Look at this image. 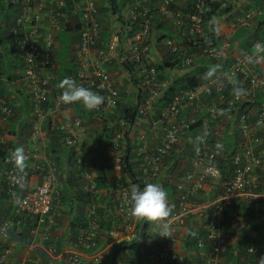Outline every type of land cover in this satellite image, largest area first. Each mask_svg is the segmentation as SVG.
<instances>
[{"label":"built area","instance_id":"built-area-1","mask_svg":"<svg viewBox=\"0 0 264 264\" xmlns=\"http://www.w3.org/2000/svg\"><path fill=\"white\" fill-rule=\"evenodd\" d=\"M72 1L74 7L70 12L67 0H23V12L17 19L14 37L23 56L24 76L32 97V113L36 120L33 137L37 139L42 124L50 113L68 110L71 106L59 102L58 97L63 91L61 89L52 98L51 107L48 110L44 108L52 81L58 75L53 59L57 50V37L63 27L72 28L76 25L80 33L74 60L77 69L68 77L77 85L94 92L105 93L104 103L92 110L94 119L99 120L100 113L113 112L120 100V90L109 70L115 62L124 66L131 81H137L139 85H135L137 101L130 103L131 107H128L135 110V122L130 124L126 119H120L119 130L113 137V150L110 155L116 184L113 188L108 185L104 196L106 202L99 203L104 189H98L95 174L88 171L84 173L87 182L84 191L90 196L86 207L87 228L80 231L77 242H73L74 252L64 255L62 263L86 264L79 253L82 249L95 247L99 238L105 242V247H100L94 255V261L98 263L108 255L115 242H132L138 236L142 237L145 225H148L149 234L151 222L136 220L129 214L131 188L133 185L143 187L147 183H156L164 188L168 177L173 176L169 174L172 168L167 163V157L174 151V145L184 133V128H189L185 124L177 126L176 120L181 110L200 103L202 96H211L216 92L221 95L217 100L220 111L213 110L212 119L203 123L205 136L198 139L199 146L191 160V170L182 178L178 176L174 182L176 195L174 199H167L171 209L170 215L161 224L158 241L155 242L157 246L163 247V250L150 254V261L147 264L165 262L186 264L185 257L171 251V248L177 241L176 234L188 230L206 231V237L199 240V249L206 256L205 264H226L224 259L229 250L230 232L245 233V220L240 216L233 219L229 230L224 229L226 208L244 202L262 205L264 209V103L255 104L258 92L263 94L264 99V51H257L256 54L237 53L227 70L218 73L216 77L195 89L176 95L163 114L162 122L165 120L171 122V128L166 131L167 138L160 146L152 145L148 142L149 139L147 140L148 130L152 129L150 133L152 131L154 134L160 132V127L155 122L151 125L149 117L158 97V90L162 87V83L157 80V65L148 62L151 57V39L155 38L154 11L146 6V0H130L125 13H115L118 25L110 33L114 34L112 39L105 43L102 41L104 29L99 1ZM154 1L156 11L163 19L175 16L177 27L181 30L188 28L191 37L204 34L209 0H196L193 9L186 16L173 12L175 0ZM232 1L234 0H227ZM261 14L260 10L251 11L238 17L232 27L233 29L253 27L255 18ZM134 24L139 26L136 32L134 31L137 27H133ZM179 43L174 39L167 42L170 51L174 53L179 52ZM257 45H264V39L255 42L256 50ZM230 52L231 44L226 40L219 47L205 48L202 56L217 61L218 64L225 63ZM193 61L191 57L185 59L187 65H191ZM226 89L231 92L228 97L223 95ZM250 103L255 106L242 109ZM14 115V106L0 93V123L7 124ZM220 115L226 116L239 132L238 142L232 148L236 149V152L228 151L230 153L226 156L222 155L225 149L221 141L217 140L221 136L219 131L221 126L211 124L216 122ZM111 126L113 124H110ZM57 130L63 133L65 146L72 150L73 161L85 171L90 165L89 158L92 154L85 141L87 128L84 121L79 117L68 119L61 123ZM128 132L131 137L129 146L126 144ZM140 132L143 134L140 135ZM220 157L226 159V164L232 167L233 171L229 173V179L223 186L222 196L209 206L199 205L193 201L197 193L206 190V184L210 180L215 182L220 178L218 169ZM26 159H29L28 155ZM128 164L129 167L124 172ZM33 169L43 176L42 183L34 190L25 191L21 198L16 188L27 183L30 172L16 162L5 171L10 200L16 202L18 207L13 220L0 225V242L4 240L7 244L10 232L22 225L20 218L22 215L36 221L33 233H37L40 224H45L48 230L55 225L54 206L58 169L53 163L45 162L35 163ZM196 214L197 218L194 219ZM112 217L117 221L110 232L113 240L112 243H106L105 236L102 237V222L112 221ZM188 222H192L193 227L189 226ZM165 224L169 232L164 234L170 236H160ZM260 238L262 244L259 246L251 244L248 253L258 255L259 259L264 261V237ZM15 246L14 242L7 246L0 245V264L9 263ZM239 251L240 248L237 246L234 252Z\"/></svg>","mask_w":264,"mask_h":264},{"label":"crops","instance_id":"crops-1","mask_svg":"<svg viewBox=\"0 0 264 264\" xmlns=\"http://www.w3.org/2000/svg\"><path fill=\"white\" fill-rule=\"evenodd\" d=\"M100 8L102 11V21L104 29L103 42L107 43L112 39V30L117 27V14L113 11L115 9L121 10L125 13L129 0H98ZM216 0H211L214 2ZM22 0H0V92L4 98L9 101L15 109V116L12 121L8 124L0 123V224L12 219L13 209L10 205L9 199L5 198L2 188L5 185V171L9 166V163L13 158V154L17 148L23 149V160L19 161L21 166L24 168L32 167L34 162H45L54 163L53 159L60 158L61 165H59L58 170V186L61 188L65 182H68L70 178H73V169L70 165L68 157L71 152L68 151L67 155L60 154L59 151L55 150L53 154L52 141L50 140V135L48 134V129L46 127V122L51 118V124L54 129H58V126L64 121L72 118L81 117L84 113V108L78 107L75 104H71L68 110H64L59 113H50L47 116L46 121L42 125V129L38 134L37 139L33 138V126H34V116L32 109V97L30 95V87L24 76V60L23 56L18 50L17 40L14 37V31L17 28V19L21 13ZM146 6L150 7L154 11V22L153 35L159 37L160 35L169 34L172 35L173 39L180 41L182 44L185 39V34L177 27V19L175 16L163 19L159 13L156 11V3L154 0H146ZM195 0H175L173 5L174 13H182L183 15H188L193 9ZM228 6H231V10L223 12V5L219 7V11L214 13L210 19V26L217 29V32L221 36L220 42L228 40L232 43L231 52L229 53L226 62H218V64L212 66L211 63L206 60L199 59L197 61L198 66L188 67L179 66L175 71L170 73V81L163 83V87H167L172 84L175 80L181 78L183 75L189 72H203L202 69H206L207 66L210 68L224 71L227 70L229 65L234 60L233 56H236L240 51H250L253 50L251 47V34H258L264 29V0H234L228 2ZM250 10H262V14L256 17L255 24L248 33L244 36L240 35L239 38L235 39L240 31H234L232 29V23L238 17L244 16ZM210 14V13H209ZM261 26V30L257 33ZM23 31L22 29L20 30ZM260 37V33L258 34ZM155 38L151 39V60L154 63L161 62L165 56H163V47L156 44ZM262 38V37H261ZM161 39V38H160ZM235 39V40H234ZM160 47V50H159ZM186 50L185 48H183ZM71 56L67 57L66 62H70ZM72 67V66H71ZM112 71V76L117 82L120 91L126 89L125 96H122V104L127 105L128 103H134L137 100V90L135 83L131 81L126 68L119 63L115 62L110 66ZM206 71V70H205ZM55 85V84H54ZM57 85L55 89H58ZM52 94H49V96ZM50 104L49 107H51ZM84 115V114H83ZM49 125V124H48ZM90 127H87L86 133V143L90 144L93 141ZM58 131V130H57ZM143 132H140L142 135ZM151 134V133H150ZM158 133L152 134L151 137H147L150 144L155 145L158 139ZM49 150V151H48ZM26 153L30 154V159H25L24 155ZM15 160V159H14ZM17 161V160H16ZM97 161L96 156L91 155L89 162L93 163ZM55 164V163H54ZM58 168V167H57ZM102 169L101 164L93 166L92 171L95 175L100 174ZM31 177L26 183L25 191L36 189L42 182V175L31 170ZM81 183V181L79 182ZM6 187V186H5ZM108 188V186H107ZM20 194L22 195L23 188L20 189ZM106 189L101 195V199L106 195ZM60 211L59 217L56 221V225L52 230H48L45 224H40L37 233H33L36 228L35 220H26L22 226L11 233L10 239L7 244L12 242L16 243L14 253L9 260L8 264H63L64 255L74 252L75 246L71 243V223L76 218V212L70 210L69 208H63ZM258 210V207H257ZM261 217H264V209ZM259 213V211L257 212ZM197 216L194 217L196 219ZM161 230V223L151 222V230L149 234L152 239L149 240L146 247L140 253V257L137 259V264H144L147 261L149 252H154L158 250L159 247L155 242H157L159 231ZM236 238H232L230 243L236 248L237 245L242 244V240L247 238L249 235L254 239L253 243L261 245L262 241L260 235H264V227H256L250 230L248 233H243V237H239L236 233ZM155 237V238H154ZM154 238V240H153ZM177 242L173 245L172 250L178 251L184 255H190V264H202L203 257L196 256L194 249H191L192 241L189 238L188 233L185 231L181 233L178 237ZM106 237L104 238V241ZM259 241V242H258ZM61 243V244H60ZM229 243V245H230ZM59 244L61 245L62 251H59ZM96 253V252H95ZM95 253H91L88 250L80 251V257L86 262V264H98L94 262ZM123 259L126 261H131L128 259L132 257L134 251L131 249L130 245H126L125 249L122 251ZM136 254V253H135ZM237 255V254H234ZM239 256V255H238ZM252 256V257H257ZM259 260V259H258ZM243 260L239 261V263ZM258 262V261H257ZM134 264V263H130ZM226 264H238L231 258L227 260ZM259 264V262H258Z\"/></svg>","mask_w":264,"mask_h":264},{"label":"trees","instance_id":"trees-1","mask_svg":"<svg viewBox=\"0 0 264 264\" xmlns=\"http://www.w3.org/2000/svg\"><path fill=\"white\" fill-rule=\"evenodd\" d=\"M196 1V0H195ZM113 2V0H112ZM226 3V7L223 8V12H228L231 10V6H228V3L226 0H216L214 2H211L209 0L208 6L206 8V19L204 23V34L198 36L197 42L199 44H196L194 48L195 54L201 53L199 50V47H218L221 42V36L215 29V27L210 26V19L211 16L214 15V13L218 12L220 9L219 7ZM73 9L72 4H69V11L71 12ZM23 11V9H22ZM114 13H120L121 10L115 9L113 11ZM210 13V14H209ZM256 21V18H255ZM129 24V22H128ZM137 27V29L134 31L139 30L138 24H134ZM261 26L259 25V29L257 30V33L259 30H261ZM241 30V31H240ZM240 35L244 36L245 33H248L246 29H240ZM261 37L264 39V29H262L261 32H259ZM258 33V34H259ZM258 34L255 38L260 37ZM172 35L169 34L168 37L166 35L163 36V39L158 40L159 42L165 41L168 42L172 39ZM79 40V36L77 34H72L68 30H63L59 34V45L60 50L58 51V54L56 55V62L60 65V71L57 77V80L54 82L55 87L57 85H60V82L69 75L73 74V70H71V65L67 61V57H69L70 50L73 48L74 44H77ZM194 45V43L192 44ZM201 45V46H200ZM194 57V56H193ZM184 60V54L182 52L174 53L172 51H168L164 57V59L161 62H158L157 65V80L160 81L163 85L166 81H170V73L171 71H175L179 66L181 67L183 65ZM230 66V65H229ZM200 75V74H199ZM200 79L198 78L197 73L189 72L183 75L181 78L175 80L172 84H170L167 87L160 88L158 90V97L156 98V101L154 103L153 109L150 112V121L151 123L155 122L158 123L160 127L159 136L157 139V142L155 145L160 146L163 144L165 139L167 138V129L171 128V122L169 120H165L164 123L162 122L163 114L165 113V110L168 106V104L172 101V99L176 95H181L183 91H187L190 89H194L199 83ZM139 84V83H137ZM57 91H60V87L58 86V89L54 88V94L57 93ZM1 93V92H0ZM102 96L105 95L102 92H98ZM231 93V92H230ZM229 92H224L226 96L230 95ZM261 92H258L256 97V105H261L264 103L263 94ZM52 98V95L49 96V99ZM49 101L46 102L45 106H49ZM255 104H249L248 106H243L242 109L245 110L246 108H250L252 106H255ZM74 105V104H73ZM78 107H83L82 103H75ZM242 105V104H241ZM70 106V105H69ZM125 105H122L121 102H118L117 107L113 112L110 113H100V119H94V113L92 111H89L84 108V115L82 114L81 118L84 121V124L87 127H90V132L93 138V141L90 144H87V147L91 151V154L96 156L97 161H94L93 163L89 162L90 165L87 166V169L84 171L83 169L79 168V166L76 164V162L73 161V154L72 150L68 149L64 144V135L60 131H57V129H54V127L51 124V118L47 120L46 127L48 129V134L50 135V140L52 141L53 146V154L54 151L57 150L60 152V154H65V156H68V151L71 152V155L68 157V160L70 162V165L73 169V178H70L68 182H65L64 185L60 188L59 196L57 199V204L59 206H63V208H69L70 210H73L76 212V218L71 223V242H77L78 235L81 230L87 228V219H86V207L88 205V202L90 201V196L84 191V186L87 183L86 180H84V173L85 172H91L93 166H96L101 164L102 169L100 170V174L97 176L96 181L98 184V189H106L108 185H110L112 188L116 184V177H113V164H112V157L110 155L111 151L113 150V137L116 135V132L119 130V120L120 119H126L130 124H133L135 122L136 113L134 108H128L123 107ZM192 113V107L190 106L188 109L181 110L179 117L177 118V126H181V124L188 125L189 128H184V133L178 141L175 143L174 151L167 157V163L170 168H172L169 172L171 175H176L178 172L184 173L187 169L191 168V160L194 157L195 150L199 146L198 139L205 136V131L203 127V119L200 116H206V111L204 108L199 109V115H194L192 117L190 114ZM15 116V115H14ZM208 116V115H207ZM199 117L198 121L195 122V119ZM14 117L11 118V121ZM118 121V123H117ZM223 118H219L214 125L217 124H223ZM114 123H117L116 125ZM49 124V125H48ZM110 124H113V126L110 127ZM176 124V123H175ZM231 128V127H229ZM130 132V131H129ZM126 135V144L129 146L130 141V133ZM149 136V135H148ZM239 133L236 132L235 135H227L226 139L224 140L225 145H230L232 142L237 143ZM150 137V136H149ZM228 150V149H227ZM49 151V150H48ZM236 152V149L232 150L231 153ZM56 153V151H55ZM227 153L230 152L224 151L222 154L223 156H226ZM220 164L222 167L221 175L219 179H216V189L213 190L212 194H217L219 190H223L224 184L229 179L228 171H232V168L226 164V159L224 160L222 157H220ZM53 163L56 167L61 165L60 158L53 159ZM227 165V166H226ZM129 167V164L126 165L124 168V172H126L127 168ZM183 174H180V177L182 178ZM172 180H175V178L172 179V177H168V179L165 182L164 187L166 188L167 196H169L171 199L175 197V186ZM5 181V179H4ZM81 181V183H79ZM6 184V183H5ZM25 187V184L23 185ZM19 189V187H18ZM17 190V189H16ZM3 194L6 196L5 198L9 197V190L6 189L5 185H3L2 188ZM220 191V193H221ZM19 194L21 190L18 191ZM21 195V194H20ZM1 204V203H0ZM258 207V210H257ZM227 210L224 212L225 216V230H229L232 226L233 219H236L238 216L243 217L245 220V233L250 232L251 229L256 227H264V217H261L263 214V207L262 205H257L252 203H237L233 204L231 207L226 208ZM259 211V213H257ZM24 219V218H23ZM25 220V219H24ZM116 220L112 221H103L102 222V229H103V235L107 237L106 243H112V237L110 235V232L112 231L114 227V223H116ZM148 225L144 226V231L142 232V237L138 236L137 239H135L132 242H115L110 249L106 260L102 264H123L122 263V251L125 249L126 245H130L131 249L135 250L136 252L143 250L144 247L148 244L149 240L152 239V236L147 233ZM159 235V234H158ZM189 238L192 241L191 249H199V240L204 239L206 237V231L204 230H197L192 231L189 234ZM264 237V235H260ZM141 239L139 240V238ZM155 238V237H154ZM153 238V240H154ZM254 239H252V236H248L247 238H244L241 242L243 244L242 246V253L240 256L231 254L230 258L237 262L238 264H258L259 257L257 256L252 257L248 254V249L253 243ZM61 244V243H60ZM59 244V251H62L61 245ZM1 246H7L5 244L4 240L0 242ZM257 246H259L257 244ZM100 247H105V242H103L100 238L97 242V245L93 248H90L88 252L95 253L98 251ZM142 249V250H141ZM256 256V255H254ZM206 257H203L202 264H205ZM243 260V262L239 263V261Z\"/></svg>","mask_w":264,"mask_h":264},{"label":"clouds","instance_id":"clouds-1","mask_svg":"<svg viewBox=\"0 0 264 264\" xmlns=\"http://www.w3.org/2000/svg\"><path fill=\"white\" fill-rule=\"evenodd\" d=\"M68 1V3L70 4H72V6L74 7V4H73V1L72 0H67ZM211 1V0H210ZM131 1L129 0V3H130ZM209 2V1H208ZM226 2H227V0H226ZM22 7H21V13H20V15H19V17L21 16V14H22V9L24 8V4H23V0H22ZM228 3V2H227ZM224 4H225V6H224ZM223 5V7H226L227 5H226V3H223L222 4ZM194 6V5H193ZM251 11H258V10H250L249 12H251ZM261 12H262V10H260ZM249 12H247V13H249ZM246 13V14H247ZM245 14V15H246ZM71 16H72V14H71ZM18 17V18H19ZM237 19V18H236ZM236 19L234 20V22L236 21ZM77 22V21H76ZM234 22L231 24V25H233L234 24ZM216 29V28H215ZM232 29H233V27H232ZM240 29H242V28H238V29H233L234 31H237V30H240ZM243 29H246L247 31L248 30H251L252 29V27H250V28H243ZM63 30H68V31H70L71 32V35L72 34H77L78 36H79V40H78V43L77 44H74L73 45V48L70 50V53H69V57L71 56V60H70V62H69V64L72 66L70 69L71 70H73V72H75L76 71V65H75V62H74V60H75V49H76V45H78L79 44V42H80V33H79V30H77V26L76 25H74L72 28L71 27H63L62 28V30L61 31H63ZM217 30V29H216ZM60 31V32H61ZM184 34H185V39H184V41H183V43L181 44V43H179L178 44V47H179V52L181 51L182 52V54H184V60H183V66H188V67H193V66H198V63H197V61L199 60V59H203V60H206L207 62H209V63H211V65L212 66H214V65H216L217 64V61H214V60H209V59H206V58H204L203 56H202V53H203V50L205 49V48H207L208 46H206V47H199V50L201 51V53H198L197 52V54H195V51H194V48L195 47H193V46H195L196 44H199V42H197V37L198 36H194V37H191L190 35H189V32H188V28H185V29H183V30H181ZM256 33V32H255ZM254 33V34H255ZM60 34V33H59ZM163 36L164 35H160L159 37H156L155 38V40H156V44L157 45H161V47H168V50L164 53V55L163 56H165L166 55V53L168 52V51H170V48H169V46H168V44H167V42H165V41H162V42H159L158 40H160V38L161 39H163ZM251 36V48L253 49V50H251V52L250 51H240L239 53H251V54H256V52L258 51V52H262V51H264V45H257V50H256V48L254 47V44H255V42H257V41H259V40H263V38H261V37H258V38H255V36L256 35H253V34H251L250 35ZM201 37V36H200ZM173 39V38H172ZM171 39V40H172ZM164 40V39H163ZM170 40V41H171ZM226 41V40H225ZM228 41V40H227ZM177 42H180V41H177ZM229 42V41H228ZM194 43V45H192ZM230 44H231V47H232V43L231 42H229ZM221 45V44H220ZM219 45V46H220ZM17 46H18V44H17ZM185 46H186V50H184L183 48H185ZM201 46V45H200ZM218 46V47H219ZM57 50H56V54H55V57H54V59H53V62H54V64H55V66H56V68H57V70H58V74H59V71H60V65L58 64V62H56V55L58 54V51L60 50V45H59V35H58V37H57ZM150 48H151V43H150ZM19 50V49H18ZM150 56H151V51H150ZM194 56V57H193ZM189 57H191V58H193V62H192V64L191 65H187L186 63H185V59L186 58H189ZM151 58V57H150ZM149 63H151V64H157V63H154L151 59H150V61H148ZM110 68V67H109ZM210 67L209 66H207L206 67V69L204 68V69H202L203 70V72L201 71V72H194V73H197V75H198V78L200 79V83L196 86V87H198L199 85H201V84H203V83H206L209 79H211V78H214V77H216V75L218 74V73H220V72H222V71H220V70H216L215 71V69L213 68V69H210L209 71H207V69H209ZM110 71H111V69H109ZM206 70V71H205ZM200 74V75H199ZM57 77H58V75H57ZM57 77H56V79L55 80H53L52 81V85H51V90H50V93L49 94H52V98L58 93V92H60L61 91V89H63V91H62V93H61V95L58 97V100H59V102H62L63 104H67V105H71V104H75V103H82V105H83V107L85 108V109H87V110H89V111H92V110H95V109H97L100 105H102L103 103H104V100H105V98H104V96H102L101 94H99L98 92H94V91H92V90H90V89H88V88H85V87H83V86H81V85H77L76 83H75V81L72 79V78H70V77H65L61 82H60V85H59V87H60V91H57V93H55L54 94V88H55V85H54V82L57 80ZM111 77H112V79L114 80V82L116 83V85H117V82H116V80L114 79V77L112 76V71H111ZM133 83V82H132ZM135 83V85H139V84H137L138 82L136 81V82H134ZM117 87H118V85H117ZM195 87V88H196ZM119 88V87H118ZM161 88H163V85H162V87ZM194 88V89H195ZM119 90H120V88H119ZM190 90H192V89H190ZM100 92H102L104 95H105V93L103 92V91H100ZM121 92L122 91H120V100H119V102H121V104H122V102H123V100L121 99L122 98V96H121ZM225 92H229L227 89H226V91ZM238 94H239V92H238ZM2 95V94H1ZM223 95L225 96V97H228V96H226L225 94H224V92H223ZM4 97V96H3ZM52 98H50L49 99V95H48V101L50 102L49 103V106H50V104H51V100H52ZM221 98V95L220 94H217L216 92H214L211 96H206V95H204V96H202L201 97V102L200 103H198V104H195L194 106H191L192 107V113L190 114L192 117H194V115L196 114V115H199L200 116V113H199V109L202 107V108H204L205 109V111H206V116H200V117H202V118H204L203 119V122H206V121H210L212 118H211V114H212V112H213V110H216V111H220L219 110V108H218V103H217V100L218 99H220ZM47 101V102H48ZM46 104V103H45ZM45 104H44V108L46 109V110H48V108H49V106H45ZM128 104H130V103H128ZM123 105V104H122ZM126 106V105H125ZM217 106V107H216ZM208 115V116H207ZM219 118H223V124H219L221 127L219 128V131H221L220 132V134H221V136L220 137H218L217 138V140H220L221 141V143H222V146H223V148L226 150V151H231L232 150V148L234 147V146H236V143H234V142H232L230 145H225L224 144V140L226 139V136L227 135H235L236 134V132H237V130H235V128L233 127V125L230 123V121H229V119L226 117V116H224V115H220L219 117H218V119ZM198 119H199V117L197 118V120L195 119V122L196 121H198ZM217 119V120H218ZM10 121H11V119H10ZM9 121V122H10ZM35 118H34V124H35ZM46 121V120H45ZM44 121V122H45ZM8 122V123H9ZM43 122V123H44ZM7 123V124H8ZM211 124L213 125V126H216V125H214L215 124V122L213 123V122H211ZM43 125V124H42ZM151 125H153V122L151 123ZM229 127H231V128H229ZM43 128V127H42ZM150 130H152V129H150ZM150 130H148V134H149V136L151 137L152 136V134H153V132L151 131V134H150ZM239 133V132H238ZM33 134H34V126H33ZM34 138V137H33ZM214 138V137H213ZM35 139V138H34ZM228 149V150H227ZM26 155H28L29 156V159H30V154L29 153H26L25 155H24V157H25V159H26ZM13 158L15 159H12L11 161H10V163H9V166L12 164V163H14V162H16V163H18L20 166H21V164L19 163V161H22L23 160V149H21V148H17L16 150H15V152H14V154H13ZM28 159V160H29ZM220 159V158H219ZM17 160V161H16ZM219 162H220V160H219ZM35 163H39L38 161L37 162H34V163H32V167H31V169L30 168H24L23 166H21L22 168H24V169H27L29 172L31 171V170H33L34 171V169H33V166H34V164ZM8 166V167H9ZM227 166V165H226ZM230 168V167H229ZM232 168V167H231ZM58 169V168H57ZM218 169H219V171H220V175H221V171L223 170L222 169V167H221V164L219 163V166H218ZM191 170V168H189V169H187L186 171H184V173H180V172H178L176 175H174V176H172V179L173 178H175V180L177 179V177L178 176H180V174H185L186 172H188V171H190ZM92 173H93V171L92 170H90ZM232 171H233V168H232ZM231 171H228V174L230 173ZM37 173V172H36ZM58 173V172H57ZM40 174V173H39ZM59 174V173H58ZM58 174H57V177H58ZM94 174V173H93ZM96 176H98V175H96ZM30 177H31V173H30ZM29 177V178H30ZM97 178V177H96ZM6 180V179H5ZM42 180H43V176H42ZM85 180V179H84ZM175 180H172V182L174 183L175 182ZM28 182V181H27ZM5 183H6V181H5ZM42 183V182H41ZM216 181L215 182H213V181H211L210 180V182L209 183H207L206 184V190H200L198 193H197V197H194V202H196L197 204H199V205H206V206H209L212 202H215L217 199H219L221 196H222V193H223V191H221V190H219V192L217 193V194H212L213 193V190L214 189H216ZM25 185H26V183H25ZM5 186H6V189H8V187H7V185L5 184ZM174 186H175V183H174ZM21 188H23V191H25V188H26V186L24 187L23 185L22 186H19V189H18V187L16 188L17 189V193H18V196L21 198L22 196H23V194L25 193V192H23V194L22 195H20L19 194V190L21 189ZM9 190V189H8ZM34 190V189H33ZM223 190H224V188H223ZM59 191H60V188H59V186H58V178H57V194H56V200H55V206H54V209H55V213H56V219H55V221H57V219H58V217H59V214H60V211L62 210V208L61 207H63V206H59L58 204H57V199H58V196H59ZM220 191H221V193H220ZM175 193H176V186H175ZM176 195V194H175ZM8 199H9V202H10V205H11V207H12V209H13V217H12V219H10V220H13V218H14V215H15V211L17 210V204H16V202H12L11 200H10V195H9V197H8ZM129 199H130V210H129V214H130V216L131 217H133L134 219H136V220H142V221H144V222H147V223H149V222H158V223H161V224H163L164 223V221H165V218H167L169 215H170V211H171V209H170V206H169V204H168V202H167V199H171L169 196H167V192H166V188L164 187H162L161 185H159V184H156V183H147V184H145L143 187H141V186H139V185H133L132 186V188H131V192H130V196H129ZM172 199H174V198H172ZM106 202V199H105V197H103V199H101L100 200V202L99 203H105ZM210 208V207H209ZM204 211V210H203ZM196 216H197V214H196ZM21 222H22V225L24 224V222L26 221V220H32L31 218H28V217H26V216H24V215H22L21 217ZM25 220H24V219ZM8 221V220H7ZM6 222V221H5ZM4 223V222H3ZM2 223V224H3ZM1 225V224H0ZM21 225V226H22ZM55 225H56V222H55ZM55 225L52 227V229L55 227ZM188 225L189 226H192V222H188ZM193 227V226H192ZM197 227V226H196ZM190 228V227H189ZM16 229H18V228H16ZM16 229H14L12 232H14ZM51 229V230H52ZM12 232H10V234H9V236L11 235V233ZM169 232V229H168V227H167V225L165 224L164 225V228H163V232H162V234L160 235V236H170V235H165L164 233H168ZM183 232H185V231H182V232H178L177 234H176V239L178 240V236L181 234V233H183ZM188 234L190 233V232H192L191 230H188V231H186ZM231 234H230V239H229V242H228V245H229V243H230V241H231V239L234 237V238H236V233L235 232H230ZM160 234V233H159ZM159 236V235H158ZM239 237H243V235L242 234H239ZM9 239H10V237H9ZM177 242V241H176ZM174 245V244H173ZM237 246H239V248H240V251L239 252H237V253H235L234 252V245L233 244H231L230 243V245H229V250H228V253L226 254V256H225V259H224V261H225V263H227V260H229L230 259V255L231 254H237V255H241V253H242V246H243V244H239V245H237ZM159 247V249L158 250H154V252H160V251H162L163 250V247H161V246H158ZM173 248V247H172ZM172 248H171V251H173L172 250ZM250 248V247H249ZM84 250H89V249H82V251H84ZM133 250V249H132ZM249 250V249H248ZM134 251V253H133V255H132V257H130V258H128V259H132L131 261H126L125 259H123V256L121 257L123 260H122V263L123 264H130L131 262L132 263H134V264H137V259L138 258H141L140 257V253H139V251H135V250H133ZM194 251V253H195V255L196 256H199V257H206L205 256V253L202 251V250H200V249H195V250H193ZM173 252H177L179 255H182V256H184L185 257V260H186V264H190V261H189V257H190V255L188 256L187 254L186 255H184V254H181L180 252H178V251H173ZM136 253V254H135ZM153 252H149V255H148V259H147V261L146 262H144V264H147L149 261H150V254H152ZM249 254V253H248ZM250 255V254H249ZM250 256H254V255H250ZM12 257V256H11ZM106 257H107V255H105V258L101 261V262H99L98 264H102L103 262H104V260H106ZM95 262V261H94ZM205 262H206V259H205ZM258 262H259V264H264V261L261 259H259L258 260ZM143 264V263H142ZM164 264H173L172 262H165Z\"/></svg>","mask_w":264,"mask_h":264},{"label":"rangeland","instance_id":"rangeland-1","mask_svg":"<svg viewBox=\"0 0 264 264\" xmlns=\"http://www.w3.org/2000/svg\"><path fill=\"white\" fill-rule=\"evenodd\" d=\"M240 37V34H238L236 36L235 39L239 38ZM234 39V40H235ZM159 50H160V47H159ZM168 50V47H163V54ZM125 93H126V89H122V96H125ZM129 105V106H128ZM123 107H131V104H127L126 106H123Z\"/></svg>","mask_w":264,"mask_h":264}]
</instances>
